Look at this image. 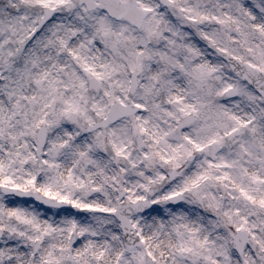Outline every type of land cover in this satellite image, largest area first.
<instances>
[{"label": "snow or ice", "instance_id": "6c2138e0", "mask_svg": "<svg viewBox=\"0 0 264 264\" xmlns=\"http://www.w3.org/2000/svg\"><path fill=\"white\" fill-rule=\"evenodd\" d=\"M0 264H264V0H0Z\"/></svg>", "mask_w": 264, "mask_h": 264}]
</instances>
